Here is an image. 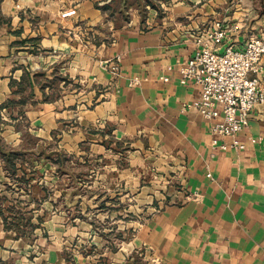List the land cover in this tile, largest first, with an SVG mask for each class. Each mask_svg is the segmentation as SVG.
<instances>
[{
  "label": "crops",
  "instance_id": "0c3cea01",
  "mask_svg": "<svg viewBox=\"0 0 264 264\" xmlns=\"http://www.w3.org/2000/svg\"><path fill=\"white\" fill-rule=\"evenodd\" d=\"M69 9L75 13L64 16ZM215 20L229 26L225 42L216 49L222 51L226 44L243 48L251 35L264 31V0H0V103L19 98L11 91V78L19 80L24 69L44 72L23 106L9 105L17 108L18 114L11 118L21 140L38 138L27 130L33 119L49 122L52 129L47 134H54V117L72 111L80 134L128 140V167L132 172L139 168L142 178L132 175L122 178L124 182L140 185L139 180L151 178L150 169L155 178L151 186L143 184L133 191L144 201L139 209L149 215L132 223V235L124 238L127 226L122 224L123 239L117 248L111 249L106 237L101 242V258L77 253L73 260L61 256L59 238L47 240L54 219L45 215L56 210L58 218L65 212L71 220L77 217L87 222L84 213L73 212L65 200L62 212L58 208L61 198L51 199L43 183L44 193L33 195L28 178L22 185L24 200L39 201L34 222L38 214L43 215L32 231L33 241H41L45 249L39 253L40 262L28 261L24 250L18 249L21 236L4 229L0 218L1 260H13L10 264H138L131 260L132 252L143 247L144 257L150 253L163 264H264V100L253 107L247 126L236 135L245 144L239 149H220L217 144L230 138L212 134L210 122L196 109L183 108L198 97L199 88L192 81L180 82L179 64L197 48L195 36ZM77 24L94 27L91 41H77ZM25 38L36 41L38 51L29 50L33 46ZM62 49L72 54L67 66H63ZM52 51L58 54L45 58ZM115 56L120 57L116 74L109 63ZM260 66L248 75L256 77L264 91V53ZM52 78L51 85L41 88L40 82ZM67 81L74 86L68 88L74 89L72 103L66 102L63 92ZM80 85L87 88L77 93ZM0 136L11 147L23 144L13 145ZM250 136L260 139L251 142ZM102 146L95 143L97 149ZM195 191L198 198L185 197ZM60 193L65 194L64 190ZM99 203L106 205L104 200ZM80 222H73L71 228H81ZM37 229L42 235L37 236Z\"/></svg>",
  "mask_w": 264,
  "mask_h": 264
},
{
  "label": "rangeland",
  "instance_id": "374dc122",
  "mask_svg": "<svg viewBox=\"0 0 264 264\" xmlns=\"http://www.w3.org/2000/svg\"><path fill=\"white\" fill-rule=\"evenodd\" d=\"M74 13L73 9H69L62 14L67 17ZM93 28H91L90 24H79L75 35L77 41L81 43H85V40L91 41L93 33H95ZM26 40L29 39L26 38ZM36 43V41H30L29 46L32 45L33 48L29 50L38 51L35 48L37 46ZM62 50L65 53L62 56V61L65 63L63 66H67L72 54L65 49ZM55 54L58 53L52 51L45 53L44 56L48 58L55 56ZM21 55L24 56L25 52ZM66 84L67 88L63 91L67 98L66 102L72 103L75 96L74 89L71 90L74 87L73 82L67 81ZM68 88L71 89L68 90ZM86 88V85H80L79 88L77 87V93L79 90L81 91ZM13 114H18L15 106L0 108V134L13 145L21 141L25 148L24 156L27 158L26 160L33 158L31 164L24 162L22 165L27 172L26 178H30L28 181L29 184L27 185L28 189H30L33 195L40 196L44 193L40 185L43 183L49 190L51 199L56 200L61 198L58 202V208L63 207L62 204L65 200L73 212H77V209L82 211L87 220V222H80L79 219L77 220V217L71 220L63 208L61 210L64 213L61 215V218L57 217L59 213L56 210L49 211L45 215L46 219H51L52 217L55 220H51L52 226L49 227L52 229L48 233L49 238L47 240L53 237L60 239L62 244L61 256L73 260L75 254L79 253L80 255L93 254L94 259L97 257L101 258L100 253L104 251L102 249L104 246L101 243L103 239L108 237V240L111 242V245L109 244L111 249L117 248L118 243L123 239L121 232L122 224L127 226L124 227V238L132 235V223L135 220H141L149 215L147 210L141 211L139 209L142 208L144 201L141 202L142 200H139L138 196H134L135 192L133 191L143 184L151 186L155 178L152 176L153 170L150 169L149 172L152 174L151 178H145V181L139 180L140 185H138V181L135 183L132 180L124 182L122 178H133L131 177L132 175H137L139 178H142L138 174L139 172H137L139 168H134L132 172L131 166L128 167L129 157L127 154H129V151L126 150H130V147L129 142H125L127 139H121V141L118 139L117 141L110 136L104 137L100 134L96 136L80 134L78 131L81 130L77 128V119H74L76 116L72 114V111H67L65 117H54V121H57L56 127H53L55 129L54 134H51L52 132L50 133V131L47 134L50 129L49 122L43 121L37 123L33 119L31 124L26 125L27 130L38 138L29 137L22 138L21 140V133L16 131L13 126L15 123V120L11 118ZM20 119L24 123L22 115ZM61 119L64 120L61 121ZM83 136H85L84 139ZM80 137L83 140H80ZM78 140L80 141L78 142ZM95 143H101L103 146L97 149L95 148ZM120 145L126 146L120 147ZM43 147L45 148L46 154H51V159L47 160L46 156L42 154L45 152ZM58 150H62L66 155L63 161L64 163L60 166L57 165L59 160L56 159ZM140 172L143 173V171ZM21 173L22 171L18 169L17 174L19 175ZM1 178L4 180L8 177L4 176V172L0 168V180ZM73 178H77V181L73 180ZM125 185H128L126 187L127 189L123 190ZM1 188H3V184L0 182ZM11 188L14 190L12 195H21V198L27 199L25 187L13 183ZM155 188L157 187L155 186ZM62 190L65 193L63 195L60 193ZM74 190L75 193L72 194ZM118 192H124L125 194L122 195ZM126 192L128 193L126 194ZM7 194L9 196L11 195L10 192ZM100 200L106 202L105 207L98 205L100 204ZM44 204L49 210L51 209L50 202ZM73 222H80L81 228H77L76 226L72 229L71 224ZM126 222H130V224L127 225ZM80 231H85V234L77 233ZM33 232L29 236L20 237L23 243L18 249L24 250L23 254L28 261L40 262L38 256L45 249V245H41V241H33ZM36 232L37 236L42 235L40 229H37ZM102 233H106V235ZM4 243L5 240L3 241ZM144 251L145 249L143 247L134 250L131 260L136 261L135 263L138 264H163L157 257L150 253L147 257H144ZM11 261V263L14 262L13 260ZM10 262L6 264H10Z\"/></svg>",
  "mask_w": 264,
  "mask_h": 264
},
{
  "label": "built area",
  "instance_id": "2783aa9c",
  "mask_svg": "<svg viewBox=\"0 0 264 264\" xmlns=\"http://www.w3.org/2000/svg\"><path fill=\"white\" fill-rule=\"evenodd\" d=\"M229 26L215 20L195 36L197 48L194 53L179 64L180 82L189 81L198 85L199 95L183 108L196 109L210 122L212 134L229 137L217 146L220 149L244 148L245 144L236 138L248 124L253 107L264 100V91L250 71H259L260 59L264 53V31L251 35L243 48L226 44L222 51L216 47L225 42ZM120 57L109 61L111 71L119 72ZM167 80V76H162ZM260 138L250 136L251 142ZM208 176H211L207 172ZM197 191L185 197L198 198Z\"/></svg>",
  "mask_w": 264,
  "mask_h": 264
},
{
  "label": "trees",
  "instance_id": "16d2710c",
  "mask_svg": "<svg viewBox=\"0 0 264 264\" xmlns=\"http://www.w3.org/2000/svg\"><path fill=\"white\" fill-rule=\"evenodd\" d=\"M26 39V38H25ZM32 39V38H31ZM35 40V39H32ZM24 41V40H22ZM44 72H32L31 70L24 69L20 75L19 80L12 79L9 81L12 93L19 94L18 99L8 98L4 102L0 103V108L9 106L11 104H17L23 106L27 98L33 94V85L38 76L43 75ZM66 79L65 77H62ZM54 82V78L40 82L41 88L45 85H51ZM15 86V88H14ZM43 98H47L44 96ZM32 138V137H31ZM25 148L22 144L19 147H11L4 142L0 136V165L4 172V175L9 177V181H1L3 188L0 189V218L3 223L4 229H12L15 232V237L27 236L33 229L40 225L43 221V215L38 214L36 216L37 221H33L34 209L38 206L39 201L34 198L24 200L21 196L12 195L14 190L11 188L13 183L17 185H25L28 178H26L27 172L22 167L23 163H32L33 158H25ZM47 159H51V154L43 152ZM65 154L61 151L57 152L58 163L62 165L64 162ZM22 171L17 175V170ZM10 192V196L7 194ZM34 201V206H30V202ZM0 264H6L5 261L0 259Z\"/></svg>",
  "mask_w": 264,
  "mask_h": 264
}]
</instances>
